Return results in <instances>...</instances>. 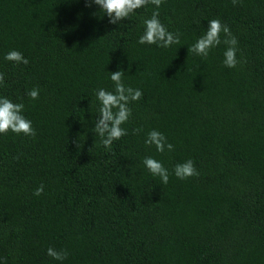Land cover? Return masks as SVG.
<instances>
[{"label": "trees", "instance_id": "16d2710c", "mask_svg": "<svg viewBox=\"0 0 264 264\" xmlns=\"http://www.w3.org/2000/svg\"><path fill=\"white\" fill-rule=\"evenodd\" d=\"M156 10L111 24L86 0H0V97L35 130L0 134V264H264V0H162L159 20L180 34L169 47L138 43ZM211 19L237 38L235 68L223 42L191 51ZM13 50L28 63L5 59ZM117 70L142 97L108 150L96 92H115ZM151 130L173 150L146 145ZM189 159L199 175L177 178Z\"/></svg>", "mask_w": 264, "mask_h": 264}, {"label": "clouds", "instance_id": "9594fccd", "mask_svg": "<svg viewBox=\"0 0 264 264\" xmlns=\"http://www.w3.org/2000/svg\"><path fill=\"white\" fill-rule=\"evenodd\" d=\"M91 3L99 5L109 18V23L118 24L125 18L130 19L131 15L139 8L151 3L156 6L157 10L153 11L151 18L144 21L145 31L138 39L140 44H155L158 47H169L173 44L181 45L180 34L172 33L159 20V7L162 0H86V6ZM235 6L237 0H232ZM221 33L224 34L223 41ZM228 45L224 52V65L229 68H235L239 61L236 58L237 38L232 35L229 27L220 22L219 19H211L205 34L191 46V51L198 56L207 57L211 49L219 46L221 43ZM5 59L16 63L27 64L28 60L16 50L6 54ZM123 71L117 70L111 72V80L115 85V92H109L101 88L96 92L97 100L100 102L99 117L94 126L95 133L101 138L102 145L110 150L113 141L119 140L128 134L127 129L121 127L131 116V108L128 106L130 102L137 101L142 97L139 89L126 87L122 82ZM4 83V73H0V84ZM33 100L39 96V90L34 88L28 92ZM24 104L14 103L8 98L0 97V134H7L9 131L25 136L35 137V130L32 122L23 116ZM142 129H133L134 133H138ZM146 145H155L157 152H164L167 148L172 151L174 146L167 141L165 135L157 130H151L145 139ZM144 165L153 176H158L163 184L169 181V172L161 162L152 158L145 157ZM175 176L179 179H187L189 177L199 175L194 166V162L189 159L183 163H179L174 168ZM44 186L41 184L35 191L34 195L39 196L43 193ZM47 255L55 260L63 261L67 258L66 250L57 251L51 247L47 249Z\"/></svg>", "mask_w": 264, "mask_h": 264}]
</instances>
